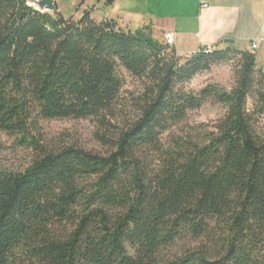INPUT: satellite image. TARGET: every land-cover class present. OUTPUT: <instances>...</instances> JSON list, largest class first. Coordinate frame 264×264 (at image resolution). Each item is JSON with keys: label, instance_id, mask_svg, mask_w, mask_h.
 <instances>
[{"label": "trees", "instance_id": "16d2710c", "mask_svg": "<svg viewBox=\"0 0 264 264\" xmlns=\"http://www.w3.org/2000/svg\"><path fill=\"white\" fill-rule=\"evenodd\" d=\"M90 13L0 0V131L37 154L0 166V264H264V65L232 47L179 55L147 25ZM232 59V87L185 88ZM127 75L141 90L115 126ZM207 99L225 113L186 124ZM92 117L115 128L107 154L36 137L41 120ZM186 239L203 246L161 260Z\"/></svg>", "mask_w": 264, "mask_h": 264}, {"label": "rangeland", "instance_id": "374dc122", "mask_svg": "<svg viewBox=\"0 0 264 264\" xmlns=\"http://www.w3.org/2000/svg\"><path fill=\"white\" fill-rule=\"evenodd\" d=\"M146 0H56V7L51 15L60 12L65 17L78 19L86 9L90 10L95 19L114 18L122 24L125 19L130 28H139L145 17ZM164 40L163 36H156ZM235 60H228L214 64L209 70L197 74L188 83L187 89H199L207 83H218L225 88H230L235 83ZM141 90L140 81L134 77L126 76L120 101L111 111L114 114L110 124L122 126L134 112L133 98ZM247 107H251V98L247 99ZM226 107L213 99H207L203 105L188 112L185 123L195 125L209 123L220 118L225 113ZM261 124L264 128V115ZM115 128L107 123H100L98 118H59L41 120L36 137L40 144L54 150L64 146H75L86 151L107 154L111 151L110 140L113 138ZM35 151L16 143L14 137L0 131V166L21 170L36 157ZM203 246L194 240H182L164 250L161 260H168L180 256L190 249ZM209 244L205 247L209 249Z\"/></svg>", "mask_w": 264, "mask_h": 264}, {"label": "crops", "instance_id": "0c3cea01", "mask_svg": "<svg viewBox=\"0 0 264 264\" xmlns=\"http://www.w3.org/2000/svg\"><path fill=\"white\" fill-rule=\"evenodd\" d=\"M145 10L140 27L149 26L156 36L173 32L179 55L206 45L250 51L264 22V0H146ZM122 25L129 26L125 19ZM252 53L264 65V42Z\"/></svg>", "mask_w": 264, "mask_h": 264}, {"label": "built area", "instance_id": "2783aa9c", "mask_svg": "<svg viewBox=\"0 0 264 264\" xmlns=\"http://www.w3.org/2000/svg\"><path fill=\"white\" fill-rule=\"evenodd\" d=\"M202 6H205V5H202ZM164 40L168 45H173L176 41V36L173 32H169L165 34ZM262 42H264V22L262 24L261 31L250 42V51L254 52L255 50H257V48ZM211 50H212V46L206 45L188 55H192L198 52L209 53Z\"/></svg>", "mask_w": 264, "mask_h": 264}, {"label": "water", "instance_id": "95a60500", "mask_svg": "<svg viewBox=\"0 0 264 264\" xmlns=\"http://www.w3.org/2000/svg\"><path fill=\"white\" fill-rule=\"evenodd\" d=\"M27 5L41 13H53L56 7V0H27Z\"/></svg>", "mask_w": 264, "mask_h": 264}]
</instances>
